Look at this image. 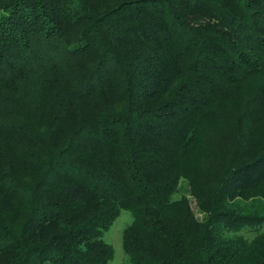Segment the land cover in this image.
<instances>
[{
	"label": "trees",
	"instance_id": "obj_1",
	"mask_svg": "<svg viewBox=\"0 0 264 264\" xmlns=\"http://www.w3.org/2000/svg\"><path fill=\"white\" fill-rule=\"evenodd\" d=\"M184 180L186 195L173 199ZM264 264V0H0V264Z\"/></svg>",
	"mask_w": 264,
	"mask_h": 264
},
{
	"label": "rangeland",
	"instance_id": "obj_2",
	"mask_svg": "<svg viewBox=\"0 0 264 264\" xmlns=\"http://www.w3.org/2000/svg\"><path fill=\"white\" fill-rule=\"evenodd\" d=\"M186 195L190 198L187 192L186 182L184 180L179 181V188L177 193L173 195V199L180 198L181 196ZM191 206L196 214V217L201 218L200 215L196 212V207L194 200L190 198ZM132 222V216L128 211L122 210L115 220V222L111 225V227L104 232L102 239L110 244L114 250L113 258L107 264H131L129 262L128 257L124 254L121 246V236L123 230ZM264 230V226L254 227V228H244L236 233H231L230 235H238L242 236L245 239L251 240L255 237V235Z\"/></svg>",
	"mask_w": 264,
	"mask_h": 264
}]
</instances>
